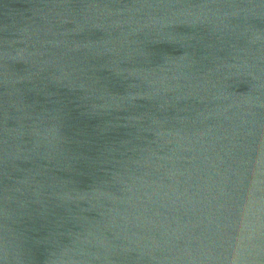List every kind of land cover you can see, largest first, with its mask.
Instances as JSON below:
<instances>
[{
  "label": "water",
  "instance_id": "water-1",
  "mask_svg": "<svg viewBox=\"0 0 264 264\" xmlns=\"http://www.w3.org/2000/svg\"><path fill=\"white\" fill-rule=\"evenodd\" d=\"M0 264H264V0H0Z\"/></svg>",
  "mask_w": 264,
  "mask_h": 264
}]
</instances>
